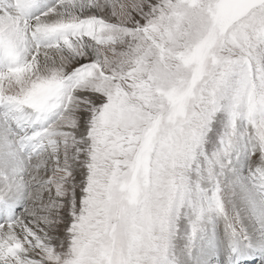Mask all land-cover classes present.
Listing matches in <instances>:
<instances>
[{
    "label": "snow or ice",
    "instance_id": "1",
    "mask_svg": "<svg viewBox=\"0 0 264 264\" xmlns=\"http://www.w3.org/2000/svg\"><path fill=\"white\" fill-rule=\"evenodd\" d=\"M0 264H264V0H0Z\"/></svg>",
    "mask_w": 264,
    "mask_h": 264
}]
</instances>
